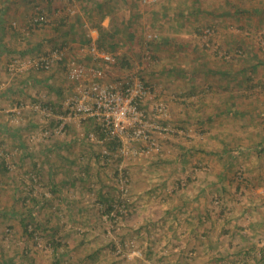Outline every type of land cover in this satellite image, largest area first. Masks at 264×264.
Listing matches in <instances>:
<instances>
[{"label":"rangeland","instance_id":"1","mask_svg":"<svg viewBox=\"0 0 264 264\" xmlns=\"http://www.w3.org/2000/svg\"><path fill=\"white\" fill-rule=\"evenodd\" d=\"M128 1L104 64L84 24L109 0H0L25 11L0 50V264H264V0ZM56 46L62 60L32 66ZM70 59L86 81L150 87L151 142L68 118Z\"/></svg>","mask_w":264,"mask_h":264},{"label":"built area","instance_id":"2","mask_svg":"<svg viewBox=\"0 0 264 264\" xmlns=\"http://www.w3.org/2000/svg\"><path fill=\"white\" fill-rule=\"evenodd\" d=\"M44 21V17L40 16L33 19L32 25ZM203 34L206 36V30ZM88 53L98 61H115L112 54L100 51L94 43L88 46ZM63 55L64 49L56 46L36 57L32 66L35 69H48L54 61L62 60ZM66 68L69 79L78 83L77 91L70 95L66 103L68 118L93 120L99 131L112 141H152L150 129L156 126L146 121L147 110L144 108V101L150 96V87L137 77L120 82L102 80V72L96 70H92V78L86 81L84 67L73 59L67 61ZM153 111H164L162 103L155 104ZM135 153L136 150L131 151V154Z\"/></svg>","mask_w":264,"mask_h":264},{"label":"crops","instance_id":"3","mask_svg":"<svg viewBox=\"0 0 264 264\" xmlns=\"http://www.w3.org/2000/svg\"><path fill=\"white\" fill-rule=\"evenodd\" d=\"M53 2H55L56 0H52ZM126 1H128V0H109V2L107 3V12L105 13V18H104V21L102 22V25L105 27L107 24H108V22H109V20H110V17H109V15H111L112 13H116L117 11H115L116 9L117 10H122V12H121V14L123 15V14H125V12H127V14H130V10H129V4H127V2ZM129 2V1H128ZM130 3V2H129ZM106 4V3H105ZM105 4H103V5H105ZM85 5V4H84ZM99 6L101 5L100 3L98 4ZM82 6V5H81ZM113 6V7H112ZM119 6V7H118ZM0 10H2V9H0ZM90 11H92V10H90L89 8H86V7H83V10H82V16L85 14V15H88V14H90L89 12ZM111 11H112V13H111ZM25 12V11H24ZM24 12H21L20 10H18L16 13L15 12H12V11H10V10H8V11H6V12H2V11H0V50H2V51H4V48L6 49V43H7V45L9 46V43H17V37L19 38L20 36H23V34H20V33H14L15 31H13V30H11L9 27H8V25L10 24V23H12V22H16L18 25H20V23L21 22H23V18L25 17V13ZM57 12H60V10H57ZM94 12V11H93ZM15 13V14H14ZM87 13V14H86ZM57 15V14H56ZM56 15H54L53 16V19H55L56 18ZM171 16H172V18H173V20H175V14H173V13H171L170 14ZM59 16V15H58ZM84 19V18H83ZM169 20H171V19H169ZM171 22V21H170ZM179 22L178 23H176V26H174L175 28H178V29H182V30H185V28L187 29V25H189V24H183L182 23V26H179ZM101 25V26H102ZM78 26V25H77ZM80 26V25H79ZM84 26H86L87 28H88V31L87 32H89L90 33V37H91V39H90V42H92V43H94L95 42V40L97 39V36H98V32H97V28L93 25V22H92V19H87L86 21H85V24H84ZM119 26V25H118ZM186 26V27H185ZM71 27H76V25L75 24H71L70 25V28H68V31H72L73 32V30H71ZM123 27V26H122ZM185 27V28H184ZM77 28V30H80L78 27H76ZM126 27H124V29H125ZM54 30V29H53ZM11 31V32H10ZM55 31V30H54ZM81 31V30H80ZM86 32V33H87ZM182 36L184 37V36H186V34L185 35H183L182 34ZM191 36H193V35H191ZM89 37V38H90ZM53 38L54 39H56V36L55 35H53ZM70 38H73V36H71ZM115 38H117V37H115ZM118 39V38H117ZM120 39V38H119ZM175 42V41H174ZM171 43H172V41H171ZM178 44V46L179 45H187L188 46V44L189 43H192V45L191 46H189L190 48H195V46H194V44L193 43H195V41L193 40V38L192 37H190V40H186V39H179L178 40V42H177ZM39 44L40 43H37V45L39 46ZM43 44V43H42ZM47 44V43H46ZM71 44H73V43H70V45ZM15 46L16 45H13L12 47H11V49H9V47H7L8 48V50L7 51H9L10 52V54L12 53V54H14L15 52H14V50H15ZM43 47H44V45H43ZM34 50H36L37 49V47H34L33 48ZM32 50V48H29V50L28 51H31ZM2 51H0V55H1V52Z\"/></svg>","mask_w":264,"mask_h":264},{"label":"trees","instance_id":"4","mask_svg":"<svg viewBox=\"0 0 264 264\" xmlns=\"http://www.w3.org/2000/svg\"><path fill=\"white\" fill-rule=\"evenodd\" d=\"M42 23H40V24H42ZM96 28H97L98 36H97V39L94 42L95 46L98 49H100V51L102 50L103 47L104 48L107 47L108 49H111L113 47V43H114L112 41L113 40L112 38L115 37L114 36L115 30H112V31L110 29L107 30V29H105V27H103L101 25H97ZM87 40H88V43H86V44H91V43H89L90 40L88 38H87ZM114 58H115V56H114ZM105 63L109 64L108 62H104V64Z\"/></svg>","mask_w":264,"mask_h":264}]
</instances>
